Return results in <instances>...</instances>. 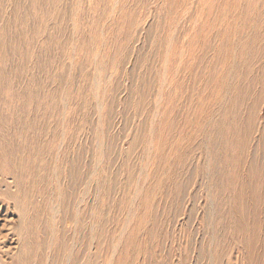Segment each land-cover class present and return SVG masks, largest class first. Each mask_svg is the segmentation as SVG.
Returning a JSON list of instances; mask_svg holds the SVG:
<instances>
[{
  "label": "rangeland",
  "instance_id": "1",
  "mask_svg": "<svg viewBox=\"0 0 264 264\" xmlns=\"http://www.w3.org/2000/svg\"><path fill=\"white\" fill-rule=\"evenodd\" d=\"M53 1L0 0V130L28 110L83 127L55 233L100 264H264V0Z\"/></svg>",
  "mask_w": 264,
  "mask_h": 264
},
{
  "label": "bare ground",
  "instance_id": "2",
  "mask_svg": "<svg viewBox=\"0 0 264 264\" xmlns=\"http://www.w3.org/2000/svg\"><path fill=\"white\" fill-rule=\"evenodd\" d=\"M111 1H113V3H114L116 0H111ZM53 2H54V4H56V0H54ZM205 7H206V4H205ZM111 9H112L111 12L113 14L115 12L114 6L111 7ZM168 13H169V11H168ZM59 14H60V12H59ZM113 15H115V14H113ZM175 15H177V14H175ZM170 17H171V14H170ZM172 19H170L171 20V23H169L170 26L172 25V22L174 21V19H173V21H172ZM176 20H178V16H177ZM125 23H126V21H125ZM176 26L178 27V25H174V27L171 26V27H173V31H174V28ZM94 27H96V26H94ZM171 27L169 29H171ZM97 29L99 30V28H97ZM171 31H172V29H171ZM130 33L131 32H129V34ZM172 37H175V36L173 35ZM187 37H189V36H187ZM202 39H203V36H202ZM219 39H220V37H219ZM172 40H173V38H172ZM185 40H186V38L183 37V41H181V42L184 44ZM92 42H94V41H92ZM186 47H187V45H186ZM210 52H211V50H210ZM184 53H185L184 46L181 45V50H180L181 64L184 62L182 59V57L184 56ZM216 53H217V51H216ZM215 55L216 54H214V57H215ZM186 56H187V54H186ZM184 58H185V56H184ZM213 59H215V58H213ZM213 59L211 61H213ZM167 63H168V61H167ZM184 64H185V62H184ZM211 64H213V63L211 62ZM209 69H210V67H209ZM163 73H165V72L163 71ZM185 73H184V75H185ZM161 76H163V74ZM163 78L164 77H162V79ZM192 79L195 81V80H197V77L194 76ZM166 83H167V80H166ZM222 86H223V84H222ZM219 88H220V86H219ZM217 93H219V92H217ZM164 96H165V94H164ZM17 97H19V96L17 95ZM29 97L30 98L28 100H31L32 97H34V95L31 94V95H29ZM159 97H160V95H159ZM210 102H212V101H210ZM156 105H157V103H156ZM159 105H160V103H159ZM209 106H210V104H209ZM156 109H158V108H156ZM50 111L51 112H49V113L40 114V113H36V112L28 110V111H24L23 113L18 114L16 116H12L11 117L12 119L10 118V120L7 116L4 117V119L9 120V122L6 123L7 126L5 128H2V130H0V185L3 184V189L2 188L0 189V227L4 232H6V237L11 235L14 238V240H12V243H11L12 247L8 245L9 246L8 249L10 250V253H12V250L14 248L15 249L17 248L18 251L14 257H12L11 259L9 258L8 260L5 259V256L0 255V264H100V255H99L98 246H97L98 242L94 243V244L92 243V245L89 249V252H84L81 249H77L76 251L72 250V249L69 250L70 246L68 245V243L64 239L63 234L61 236H58L57 233H55L57 229L55 230L54 224L50 220V214H51L50 208L51 207H50L49 202L52 201L51 200L52 196H54L53 195V186L55 183L54 178L59 176V174L62 175L64 177V179L66 180L65 185H66V189L68 190L65 193L64 185L60 186V188L58 189L60 200L63 199V201L65 202L66 197H67V200L69 201V199H70V202H71V195H70L69 189L70 190L72 189V186H73L72 182L74 181V179L76 181L77 178L75 177V170H74V167L72 165V162H70V160L68 159V154L71 152L72 146H75V147L79 146L80 138H81V135L83 133V127L81 125L74 124V123L66 125L65 124L66 122L61 124L58 121V118L56 117V115L59 116L60 111H56V110H50ZM231 115H232V113H231ZM1 118H3V116ZM64 118H65V116H64ZM199 123H200V120H199ZM189 126H190V124H189ZM192 126L193 125H191V128H192ZM221 132H222V130H221ZM175 137H176V135H175ZM192 138L193 137H191L190 139H192ZM152 145H153V143H152ZM220 147H221V145H220ZM178 153H180V152H178ZM150 154L152 157L153 152ZM229 154H228V156H229ZM175 156H176V154H175ZM175 156H173V158ZM173 158H171V159L174 160L175 158L174 159ZM157 159H158V157H157ZM154 160H152V162ZM98 173L99 172H97V167L95 166L91 171L90 178H92V182H93L94 186L98 185V187H99V181H100L99 175L100 174L98 175ZM157 177H159V175ZM78 178H79V176H78ZM233 181H235V180H233ZM221 184H220V187L216 186L217 192L220 195L222 194ZM63 193H65V194H63ZM96 193H97V191H96ZM136 194H138V193H136ZM216 198H217V195H216ZM79 199H80V196H79ZM136 199H137V197H136ZM142 199H144V198H142ZM60 200H59V202H60ZM217 200H218V198H217ZM96 201H98V200H96ZM82 202H83V200H82ZM137 202H138V200H137ZM142 203H143V201H142ZM80 204L82 205L81 202H80ZM133 204H134V202H133ZM146 204L148 207L147 201H146ZM130 206H131V204H130ZM220 206L221 207L223 206L222 203L220 204ZM134 207L132 208V211H133ZM94 209H95V205H94ZM140 210H141V208H140ZM54 211H56V210H54ZM92 216H93V214H92ZM146 216L148 217V208L140 217V219H139L140 222L136 226V232L142 228L144 223H146V220H145V219H147ZM14 220H16V226H17L16 228L11 227V223L15 222ZM78 221H79V219H78ZM92 222L93 221H91L90 223L93 226ZM94 223H95V221H94ZM95 225L97 227V223ZM48 234H50L51 236L49 237V239H46V236H48ZM54 234L56 236L55 238H53ZM132 238H133L132 239V242H133L132 249L134 250L135 254H138L139 252H141V245H139L137 243V239L134 236V234H133ZM94 239H93V241H94ZM73 242H74V239H73ZM244 244H245L244 249L247 251V253L250 254L251 259H253V258L255 259L256 258V240H254L253 243L245 242ZM0 245H2V243H0ZM123 260H124L123 256H121L118 261H115L114 257H112L110 264H126V263H124Z\"/></svg>",
  "mask_w": 264,
  "mask_h": 264
}]
</instances>
